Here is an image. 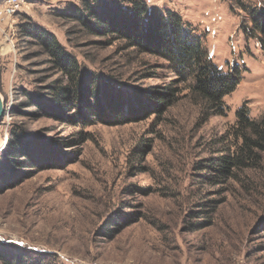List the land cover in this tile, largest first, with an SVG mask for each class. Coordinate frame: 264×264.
I'll return each instance as SVG.
<instances>
[{
  "label": "rangeland",
  "instance_id": "1",
  "mask_svg": "<svg viewBox=\"0 0 264 264\" xmlns=\"http://www.w3.org/2000/svg\"><path fill=\"white\" fill-rule=\"evenodd\" d=\"M84 1L19 0L21 10L0 20V152L11 130L53 148L45 168L23 169L0 193V264L8 256L31 264H264V156L230 175L212 169L240 144L236 111L264 115V54L250 19L264 0H143L148 11L181 16L223 72L238 70L221 115L163 58L59 17ZM25 24L54 35L76 71L66 74L25 37ZM83 72L98 97L128 99L130 121L103 123L86 110L92 123L82 125L73 120L78 105L59 117L33 116L29 95L46 100L55 86L81 83ZM151 93L169 102L155 111Z\"/></svg>",
  "mask_w": 264,
  "mask_h": 264
},
{
  "label": "trees",
  "instance_id": "2",
  "mask_svg": "<svg viewBox=\"0 0 264 264\" xmlns=\"http://www.w3.org/2000/svg\"><path fill=\"white\" fill-rule=\"evenodd\" d=\"M126 3H128L127 7L124 6ZM59 17L77 22L91 33L114 36L141 53L163 58L178 76L193 81L191 87L193 94L211 106V109L216 111L215 115L223 113V98L231 94L239 83L238 70H233L231 73L223 72L214 65L200 40L192 34L181 16L153 9L148 11L143 0H91V2L85 0L81 7H67ZM250 19L251 31L258 33L255 39L264 54V7L252 8ZM26 25L28 24L22 26L25 37L43 46L66 74L71 75L76 71L75 60L65 52L54 35L35 25L31 28ZM87 75L83 72L79 84L55 86L52 88L53 93L48 94L46 100L29 95V105L38 110L33 116L59 117L65 112L64 110L67 111L70 107L76 108L78 105L77 117L73 120L82 125L92 123L86 116V110L87 114L96 115L103 123L116 125L130 121L124 120L126 115L123 114V111L129 112L128 99L124 100L119 94H114L110 97L107 95L108 103L104 102L105 99L95 94V80L86 77ZM90 85L92 89L89 88ZM105 93L103 92V97H106L107 93ZM92 98L93 103H91ZM149 99L150 108L157 111L169 102L170 96L151 93ZM158 102H161V105L158 106ZM81 109L85 113H82ZM235 116L232 133L237 140H240V144L235 146L232 153L221 154L212 165V169L223 176L230 175L231 171L243 167H254L264 156V115L258 119L250 118L246 106H241ZM68 118L72 119V117ZM52 151L51 143L40 141L28 131L11 130L0 152V193L17 184L28 174L30 168L37 170L45 168V160L49 162L53 160ZM11 258L8 256L2 259L5 264H31L29 261L16 262V259ZM37 261L38 264H44L46 259L39 258Z\"/></svg>",
  "mask_w": 264,
  "mask_h": 264
},
{
  "label": "built area",
  "instance_id": "3",
  "mask_svg": "<svg viewBox=\"0 0 264 264\" xmlns=\"http://www.w3.org/2000/svg\"><path fill=\"white\" fill-rule=\"evenodd\" d=\"M20 10L19 0H5L4 5L0 7V20L12 18Z\"/></svg>",
  "mask_w": 264,
  "mask_h": 264
},
{
  "label": "water",
  "instance_id": "4",
  "mask_svg": "<svg viewBox=\"0 0 264 264\" xmlns=\"http://www.w3.org/2000/svg\"><path fill=\"white\" fill-rule=\"evenodd\" d=\"M4 114H5V105H4V100L2 98V95L0 94V123L2 121ZM3 147H2V149H3Z\"/></svg>",
  "mask_w": 264,
  "mask_h": 264
}]
</instances>
